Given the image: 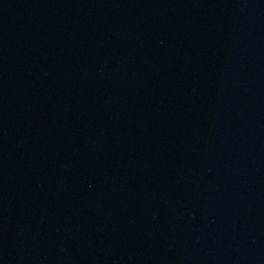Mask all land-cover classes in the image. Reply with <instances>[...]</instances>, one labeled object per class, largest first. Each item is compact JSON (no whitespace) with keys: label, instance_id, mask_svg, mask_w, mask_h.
<instances>
[{"label":"water","instance_id":"1","mask_svg":"<svg viewBox=\"0 0 264 264\" xmlns=\"http://www.w3.org/2000/svg\"><path fill=\"white\" fill-rule=\"evenodd\" d=\"M0 264H264V0H0Z\"/></svg>","mask_w":264,"mask_h":264}]
</instances>
